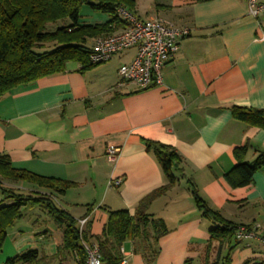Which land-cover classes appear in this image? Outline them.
I'll use <instances>...</instances> for the list:
<instances>
[{
    "label": "crops",
    "instance_id": "crops-1",
    "mask_svg": "<svg viewBox=\"0 0 264 264\" xmlns=\"http://www.w3.org/2000/svg\"><path fill=\"white\" fill-rule=\"evenodd\" d=\"M134 1L133 14L140 19L159 17L190 29L164 66L162 85L145 90L119 85V69L134 51L88 70L72 63L65 73L20 85L0 98V155H7L16 169L74 182L61 196L62 209L88 220L93 242L107 223L106 209L134 214L144 196L164 185L145 141L169 145L184 160L183 171L177 172L183 177L170 202L168 192L150 207L170 230L159 240L154 264H205L216 256L217 244L207 249L212 223L194 204L183 203L193 197L191 183L226 220L254 230V237L233 243L232 264H264V167L246 187L232 188L225 179L237 163V147L247 146V162L264 153V129L232 114L235 106L264 109V13L251 16L247 0ZM108 21V14L88 5L81 11L82 25ZM109 145L120 149L114 163L107 160ZM118 178L122 184L113 185ZM39 234L43 240L50 236ZM26 238L32 236H19L17 243ZM61 242L50 244V252L56 255ZM138 244L124 243L125 264H147Z\"/></svg>",
    "mask_w": 264,
    "mask_h": 264
},
{
    "label": "trees",
    "instance_id": "trees-1",
    "mask_svg": "<svg viewBox=\"0 0 264 264\" xmlns=\"http://www.w3.org/2000/svg\"><path fill=\"white\" fill-rule=\"evenodd\" d=\"M84 5L94 11L106 13L110 21L102 25L80 24L81 9ZM124 8L135 13L134 0H0V98L20 85L28 86L41 78L62 74L68 71L71 63L79 64L83 70L96 66L91 64L92 48L89 41L108 36L125 27L118 10ZM54 27L53 29H51ZM233 117L252 127L264 129V109L232 107ZM147 152L152 154L164 176V185L138 203L136 211L107 210L108 220L103 233L91 241L85 226V242L97 244L102 254V264H122V247L125 242L139 243L137 249L143 253L147 264H154L159 254V240L169 233L163 218L150 213L155 200L174 189L183 174V158L171 146L160 142L145 141ZM247 146L237 147L234 156L235 167L225 175L232 188L252 184L254 175L264 167V153L253 162L246 161ZM26 183L46 193H21L14 189ZM191 183V182H190ZM76 184L36 175L27 170L16 169L7 155H0V252L8 238L9 230L24 217V209L41 207L61 227L62 242L57 255L62 259L76 252L81 261L85 250L80 238L78 219L59 208L54 198L62 196ZM191 193L195 206L202 217L210 221L208 252L217 244L213 262L205 264H232L231 254L238 243L236 233L240 226L226 220L222 214L212 209L199 195L194 183ZM92 210V206L88 207ZM227 247L225 253L223 247ZM137 249L135 250L137 252ZM47 259L38 250H30L8 259L6 264H45ZM187 261L185 264H190Z\"/></svg>",
    "mask_w": 264,
    "mask_h": 264
},
{
    "label": "built area",
    "instance_id": "built-area-1",
    "mask_svg": "<svg viewBox=\"0 0 264 264\" xmlns=\"http://www.w3.org/2000/svg\"><path fill=\"white\" fill-rule=\"evenodd\" d=\"M247 3L249 14L254 18H259L264 13V0H247ZM118 14L125 22V27L111 35L95 38L90 55L91 64H104L117 55L134 51L130 62L121 65L119 69V85L131 83L138 90L162 85L163 68L176 56L181 41L190 35V29L176 27L159 17L140 19L124 8H120ZM261 40L264 41V35ZM119 152L118 147L109 145L106 151L107 160L110 163L116 162ZM122 182V178H118L113 181V185L120 186ZM87 222V219L78 220L85 258L81 261L76 252L73 258L77 264H102L99 246L83 239ZM254 236V230L247 226H240L236 233L237 240ZM122 263L125 264V260Z\"/></svg>",
    "mask_w": 264,
    "mask_h": 264
},
{
    "label": "rangeland",
    "instance_id": "rangeland-1",
    "mask_svg": "<svg viewBox=\"0 0 264 264\" xmlns=\"http://www.w3.org/2000/svg\"><path fill=\"white\" fill-rule=\"evenodd\" d=\"M86 5H84L81 11L85 10ZM52 27L51 29H53ZM72 64V63H71ZM179 185V184H178ZM177 185L174 189H172L167 196L168 200L173 197L172 195L176 194L180 187ZM22 186H31L26 183H22ZM17 191L21 193H29V191L24 190L22 188L14 187ZM188 195V194H187ZM190 196V195H188ZM56 205L62 209L63 207V198L61 196L54 198ZM165 200V199H164ZM166 199L165 202H168ZM164 202V201H163ZM170 202V200H169ZM183 203H192L195 205L193 197H187ZM164 205V204H162ZM165 206V205H164ZM155 210V209H154ZM150 212H154L153 209ZM155 213V212H154ZM158 213V212H157ZM161 213V212H160ZM164 215V212L161 214ZM158 217H161L157 215ZM163 217V216H162ZM27 227L28 231L22 232L21 234L18 232L19 229ZM48 231L50 233L49 238L41 239L40 232ZM10 239H7L4 243L3 249L0 252V257H3V263L6 264L8 259L15 257L16 255H20L22 253H26L30 250H38L41 256H44L47 261L45 264H77L72 255L67 254L65 258L58 257L50 252V244L56 243L57 241L62 240V229L61 227L48 215V213L42 209L41 207H28L24 209V217L18 221V223L9 230ZM16 233V235H14ZM32 236V239L26 238L22 243H17V239L19 236ZM16 247V248H15ZM11 248L16 249V251L12 252V256H8ZM16 252V253H15ZM10 255V254H9ZM16 264H24L23 262H18Z\"/></svg>",
    "mask_w": 264,
    "mask_h": 264
}]
</instances>
